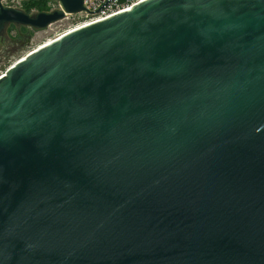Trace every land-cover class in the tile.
<instances>
[{
	"label": "water",
	"instance_id": "obj_1",
	"mask_svg": "<svg viewBox=\"0 0 264 264\" xmlns=\"http://www.w3.org/2000/svg\"><path fill=\"white\" fill-rule=\"evenodd\" d=\"M5 1L0 37L85 11ZM0 264H264V0H147L11 65Z\"/></svg>",
	"mask_w": 264,
	"mask_h": 264
},
{
	"label": "rangeland",
	"instance_id": "obj_2",
	"mask_svg": "<svg viewBox=\"0 0 264 264\" xmlns=\"http://www.w3.org/2000/svg\"><path fill=\"white\" fill-rule=\"evenodd\" d=\"M30 0H11L10 3L6 5V8H12L19 11L23 9V3L29 4ZM48 3L45 4V9L50 10L49 12L55 11L58 9L57 2L53 0H45ZM33 9L32 13H35ZM82 20L78 15L76 16H67L64 20L52 24L44 30H32V36L26 46H21L23 39H17L15 31L9 32L10 25L6 26L2 36L0 37V75L3 74L11 65L17 62L19 59L23 58L26 54H29L33 50L37 49L39 46L46 44L49 41L57 39V37L65 34L71 29H75L76 26L80 25ZM29 29V28H28ZM18 32V31H17ZM6 68L5 71L2 69Z\"/></svg>",
	"mask_w": 264,
	"mask_h": 264
},
{
	"label": "built area",
	"instance_id": "obj_3",
	"mask_svg": "<svg viewBox=\"0 0 264 264\" xmlns=\"http://www.w3.org/2000/svg\"><path fill=\"white\" fill-rule=\"evenodd\" d=\"M144 1L147 0H84L83 5L85 11L78 15L82 20V23L77 27L88 24L92 25L94 23L109 19L129 11L134 6Z\"/></svg>",
	"mask_w": 264,
	"mask_h": 264
},
{
	"label": "trees",
	"instance_id": "obj_4",
	"mask_svg": "<svg viewBox=\"0 0 264 264\" xmlns=\"http://www.w3.org/2000/svg\"><path fill=\"white\" fill-rule=\"evenodd\" d=\"M48 3V1H36V0H30L29 4L28 3H23V9L22 12L26 14L32 13L33 9L37 10L35 11V14L41 13V12H49L50 10L45 9V4ZM15 31L16 35L18 36L16 41L19 39H23V43L25 42V45L22 44L21 46H26L27 43L29 42L31 36H32V30L25 28V27H16L11 25L9 28V32ZM18 31V32H17ZM3 71L6 70V68L2 69Z\"/></svg>",
	"mask_w": 264,
	"mask_h": 264
},
{
	"label": "bare ground",
	"instance_id": "obj_5",
	"mask_svg": "<svg viewBox=\"0 0 264 264\" xmlns=\"http://www.w3.org/2000/svg\"><path fill=\"white\" fill-rule=\"evenodd\" d=\"M88 25H91V24H88ZM77 27V26H76ZM83 27H85V26H83ZM77 28H79V27H77ZM76 29V28H75ZM73 29H71V30H69L68 32H66L65 34H67V33H69V32H71ZM65 34H63V35H65ZM63 35H61V36H59V37H57V39H59L60 37H62ZM57 39H55V40H57ZM55 40H53V41H55ZM52 41H49V42H47V43H51ZM41 47V46H40Z\"/></svg>",
	"mask_w": 264,
	"mask_h": 264
},
{
	"label": "flooded vegetation",
	"instance_id": "obj_6",
	"mask_svg": "<svg viewBox=\"0 0 264 264\" xmlns=\"http://www.w3.org/2000/svg\"><path fill=\"white\" fill-rule=\"evenodd\" d=\"M10 1H11V0H6L5 2H3V6H4V7H7L6 4H7V3H10ZM30 14H35V13H30Z\"/></svg>",
	"mask_w": 264,
	"mask_h": 264
}]
</instances>
